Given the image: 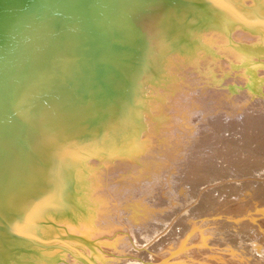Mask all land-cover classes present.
I'll return each instance as SVG.
<instances>
[{"label":"bare ground","instance_id":"6f19581e","mask_svg":"<svg viewBox=\"0 0 264 264\" xmlns=\"http://www.w3.org/2000/svg\"><path fill=\"white\" fill-rule=\"evenodd\" d=\"M171 2L152 13L145 32L134 26L129 11L122 18L110 17L108 28L124 33L113 40L114 45L127 50H112L118 73L92 91L93 96L84 103H76V96L81 95L68 92L49 103L41 112L46 116L42 121L38 119L41 106H31L29 101V117L34 120L23 123L17 115L8 124L0 123L8 134L0 140L7 141L8 154L13 156L9 158L13 163L0 171V217L5 219V211L15 215L7 219L4 229L0 227V264H249L248 255L263 262L264 139L260 135L264 112L253 115L246 110L260 108L258 105L264 109V0ZM232 4L239 13L232 10ZM191 5L194 9L184 7ZM228 91H234V103L225 107ZM199 92L201 95H196ZM202 94H210L215 104H220L219 115L208 116L214 109ZM222 109L241 112L235 115L236 121L229 119L223 124L219 122ZM168 114H173L170 121L162 119ZM95 116L97 120L92 119ZM184 118L188 125L200 119L206 131L184 128ZM169 123L174 130L180 129L181 135L172 138L175 150L176 143L184 139L189 140L185 143L191 150L206 142L218 143L217 148L232 146L229 149L237 151L236 157L242 155L239 160L243 164L237 162L242 165L223 172L227 162L211 167L199 157L200 162L190 165L188 178L180 176L186 179L181 181L184 185L177 180L184 194L176 193L175 186L174 191L165 192L172 201L180 200L179 222L165 220L174 212L156 213L154 231L141 232L145 228L133 222L140 219L136 206L153 201L154 206L167 205L175 211L170 199L153 197L155 189L160 192L175 183L174 177L161 175L172 161L169 148L155 145L169 133ZM57 125L61 127L58 131L54 129ZM106 125L113 128L107 130ZM255 128L259 133H253ZM227 131L229 137L223 134ZM152 160L153 165L149 164ZM148 166L152 170L141 173ZM119 171L137 174L129 176L140 184L139 189L145 184L144 191L149 194L145 205L137 201L133 205L132 218L128 214L123 219L120 212L111 213L112 205L107 206L114 198L112 191L116 197L122 195L120 184H114L121 177ZM148 173L153 180L144 177ZM230 196L234 198L228 199ZM213 224L217 227H206ZM231 226L236 227L235 232ZM166 231L169 236H162Z\"/></svg>","mask_w":264,"mask_h":264},{"label":"water","instance_id":"95a60500","mask_svg":"<svg viewBox=\"0 0 264 264\" xmlns=\"http://www.w3.org/2000/svg\"><path fill=\"white\" fill-rule=\"evenodd\" d=\"M166 1L0 0V123L8 124L17 115L23 123L34 120L29 117V101L31 106H41L40 115L51 101L68 92L81 95L76 96L78 104L91 98L119 71L112 50H127L114 45L113 40L124 33L108 28L110 17L122 18L129 11L134 26L145 32L152 13L173 4ZM232 10L239 13L234 4ZM81 84L84 88L78 90ZM6 131L0 128V137L7 136ZM6 145L7 141L0 140V171L13 163ZM22 145L27 149L25 142ZM2 216L0 227L4 229L15 215L5 211Z\"/></svg>","mask_w":264,"mask_h":264},{"label":"rangeland","instance_id":"374dc122","mask_svg":"<svg viewBox=\"0 0 264 264\" xmlns=\"http://www.w3.org/2000/svg\"><path fill=\"white\" fill-rule=\"evenodd\" d=\"M146 68V71H147V74H149L150 72H148V71H150V68H149V70L147 69V66L145 67ZM144 68V69H145ZM146 74V73H145ZM145 74L144 75H142V76H140L141 77V79L143 80V77L145 76ZM151 74V73H150ZM259 76V75H258ZM139 77V78H140ZM190 79H192V77H190ZM142 80H140V82L142 81ZM141 87H143V85H141ZM196 88H198L199 89V87H196ZM219 88H221V87H219ZM174 92V91H173ZM172 92V95H174L175 93H173ZM200 93V92H199ZM199 93H197L196 95H198V96H200L201 95V93L199 94ZM234 93V91H228L227 92V94H225V98H224V105H225V107H229V106H231L233 103H234V99H233V97H232V95L231 94H233ZM236 93V92H235ZM202 96H205V102L207 103V105L208 106H210L211 105V107H213V111H210V113L208 114V116H210V115H215V116H217V115H219L218 114V112H221V111H219L220 110V104H215V101H214V98L212 97V96H210V94L209 95H207V94H202ZM207 96H209V97H207ZM223 97V96H222ZM207 98V99H206ZM212 101V102H211ZM248 103V102H247ZM247 103L245 104V105H247ZM215 106V107H214ZM258 107H260V108H255V110L254 109H252V110H250V109H247L246 110V112H248V113H250L251 111V113H253V115H257V114H259V113H263L264 112V109L261 107V106H259L258 105ZM196 108H199V107H196ZM223 111H222V114L223 115H221V113H220V115H221V117H220V119L219 120H221V121H219L220 123H223V124H225L226 122H228V120L230 119V120H232V121H236V116L235 115H237V114H239L240 112H241V110H230V109H227L226 111H225V109H222ZM250 110V111H249ZM256 112V113H255ZM259 112V113H258ZM226 113V114H225ZM179 114V113H178ZM178 114H176V115H178ZM180 114H182L181 116L182 117H184L185 116V113H180ZM225 114V115H224ZM172 116H173V114H168V115H166V117H164V118H162V119H166L167 121H170L171 120V118H172ZM45 115H43V114H40L39 116H38V119H40V120H42V121H46V119H45ZM187 117H189L188 115H187ZM235 117V118H234ZM196 119H198V118H196ZM196 119H194L195 121L193 122L194 124H192V125H188L187 123H185L186 122V118H184V120H182L181 121V123L182 124H184L183 125V127L185 126V127H187L186 129H190L191 130V132H194L195 130L197 131L199 128L201 129L202 128V126H203V128L200 130H198V132H201V133H203V131L205 132L206 131V129H204V126L205 125H202V123H201V120L200 119H198V120H196ZM180 123V122H179ZM180 123V124H181ZM201 123V124H200ZM171 124V125H170ZM169 129L167 130L169 133H167L166 135L168 136H166L165 134L161 137V138H159L155 143H157V144H155V145H160V146H162L161 144H163V147H166L165 149H167V147L169 148V152L171 153V162H169V163H167L168 165H169V167L167 168V167H164L163 168V170H164V174H163V171H162V173H161V175H166V176H170V177H174L173 178V180L175 181V183H170L168 186H166L163 190H165V191H163V190H161L160 192H158L159 191V189H155L154 191H156L155 193V195H153V197L154 198H158L159 196H161V198L163 199V200H169L168 202L170 203V205H172V207L175 209V211H173V209H171V208H169V207H167V205H165V207H163V206H158V205H156V206H154V203L155 202H153V201H149L147 204H149V205H145V201L147 202V200H148V196H149V194L147 193V190H145L144 191V189H147L145 186V184H144V186H142L141 188L142 189H139L140 187L138 186V185H140V184H137L136 185V180H134V178H133V180L131 179L133 176L135 177H137V174H134L133 175V173L131 172V171H128V173L127 172H125V173H120V171L118 172V174H121V177H120V175L114 180V182H111V183H109V184H120L118 187L119 188H121V192L119 193V194H122V195H117L118 197H116L114 194H115V192H111V194H113V199H114V201H113V199L111 198L110 200V202H109V204L107 205V206H110V205H112V207L111 208H113L114 210L113 211H111V213H116V212H120L121 213V218H126L127 216H128V214H131V215H129L130 217L129 218H132L133 217V215H132V212H133V210H135V208L137 207V209H139L140 211H138V210H136V213L140 216V219L142 220H140V219H135L133 222H134V224L135 225H137V226H142V227H144L145 229H142L141 230V232H143V230H148L146 233H150L151 231H154V228H155V225L156 224H158V220H156V213H158V214H160V213H173L174 212V214L173 215H170L169 217H167L165 220H167V221H171V220H173L174 219V221H175V223H176V221H178L179 222V212L178 213H176L179 209L178 208H180L181 207V205L179 204L180 202H178V201H180V200H178V197H176V200H174L175 198H173V201H172V196L170 197V195L169 194H165V192L166 191H168L169 190V192H171L172 190L174 191V186H175V188L176 189H179L178 191L179 192H177V190L175 189V191H176V193H180L179 195H182V194H184V193H182L183 192V189H182V187H180V186H182V184L184 185V183H182V182H184L188 177V170H189V167H190V165L191 164H193L194 162L193 161H195L196 160V162L198 163V162H200V160H199V157H201L200 159H204L205 160V162L203 163V164H205V165H207V164H210L209 166H211L212 167V165L213 164H216V165H214V166H217V167H222V164L224 165V163L226 164V162L228 163L227 165H230V166H227V165H224V167L223 168H225V169H221L223 172L225 171V170H228V168H234V166H239L242 162L239 160L240 158H241V156L242 155H239L238 157H236V155H237V151L235 152V151H232V150H230V149H233V147L232 146H229V147H224V146H222L221 145V149L220 148H217V146H219L220 144H218V143H210V142H206V145L203 147V146H198V147H196V148H193L192 150L190 149V148H187L188 147V145H187V143H185V142H188L189 143V140L188 139H184V141H182V143H180V141L179 142H177L176 143V145H178V147H177V149L175 150V145H174V141L175 140H173V139H175L174 137H176V138H178L179 137V135H181L180 134V129H178V131H176V130H174L175 128H172V127H174L173 126V124L172 123H169ZM178 125V124H177ZM176 125V126H177ZM198 125H201V127H199ZM107 127L109 126V125H106ZM130 126V125H129ZM172 126V127H171ZM175 126V127H176ZM191 126H196V128H194V127H191ZM184 127V128H185ZM110 128H113V127H110ZM109 127H108V129L107 130H109L110 129ZM171 128H172V130H171ZM105 129V130H106ZM143 129V128H142ZM204 129V130H203ZM263 129V133L260 135V137H261V139H264V128H262ZM169 130H171V131H169ZM97 131V130H96ZM175 132V133H173V132ZM259 133V131L255 128L254 129V131H253V133ZM173 133V134H172ZM200 133V134H201ZM157 134L158 135H161L162 133H161V130H157ZM177 134V135H176ZM179 134V135H178ZM198 135L199 137L202 135ZM224 134V136H230V134H229V132L227 131V132H224L223 133ZM141 135V134H140ZM170 135H174V136H170ZM170 136V137H169ZM173 138V139H172ZM110 138H107L106 140L108 141ZM169 140L170 141H172L171 143H168L169 142ZM164 141H165V144H164ZM167 141V142H166ZM209 141H212V140H209ZM264 141V140H263ZM159 143V144H158ZM168 143V144H167ZM208 143V144H207ZM182 144V145H181ZM183 144H184V146H186V149L184 148V146H183ZM209 144H211V145H209ZM166 145V146H165ZM168 145V146H167ZM217 145V146H216ZM86 146V145H85ZM216 146V147H215ZM162 147V148H163ZM207 147V148H206ZM210 147V148H209ZM162 148H160V150L162 149ZM171 148V149H170ZM230 148V149H229ZM234 148H236V147H234ZM164 148H163V150H165ZM182 149V150H181ZM213 149V150H212ZM218 149V150H217ZM229 149V150H228ZM159 150V154H162V150L160 151ZM168 150V149H167ZM180 150H181V152H180ZM172 151V152H171ZM189 151V152H188ZM199 151H201V152H199ZM207 151V152H206ZM215 151V152H214ZM228 151H230V152H228ZM98 152V151H97ZM168 152V153H169ZM194 152V153H193ZM220 152V153H219ZM169 153V154H170ZM214 153V154H213ZM219 153V154H218ZM179 156H178V155ZM185 154V155H184ZM187 154V155H186ZM191 154H193L194 156H192L193 158H191L190 156H191ZM105 155H106V153H105ZM181 155H182V157H181ZM190 155V156H189ZM211 155V156H210ZM215 157H214V156ZM107 157H109L110 155H106ZM174 156V157H173ZM202 156H203V158H202ZM111 157V156H110ZM240 157V158H239ZM91 158V157H90ZM185 158V159H184ZM186 158H188V161H190L191 160V163L190 162H188L187 161V159ZM211 160H210V159ZM243 158V157H242ZM246 158V157H245ZM85 159H89V158H85ZM178 159V160H177ZM190 159V160H189ZM215 159V160H214ZM262 159H264V158H262ZM197 160H199V161H197ZM224 160V161H223ZM236 160H239V161H236ZM183 161V162H182ZM223 161V162H222ZM247 161V160H246ZM153 160L149 163V164H152L153 165ZM176 162H177V164H176ZM186 162L188 163V165L186 164ZM216 162V163H215ZM231 162V163H230ZM233 162V163H232ZM237 163V162H241V163H239V165H238V163L237 164H234V163ZM247 162H249V161H247ZM255 162H258V161H255ZM131 163H135L136 164V166L138 165L139 167H140V165L141 166H143V164H141L140 162H138V161H134V160H132L131 161ZM181 163V164H180ZM162 164V163H161ZM166 164V166H168ZM172 164V165H171ZM188 166H186V165ZM219 166H218V165ZM243 164V163H242ZM241 164V165H242ZM163 165V164H162ZM179 165H181V166H179ZM183 165H185V167L183 166ZM194 165H195V163H194ZM240 165V166H241ZM208 166V165H207ZM144 167V166H143ZM226 167H227V169H226ZM166 168H167V170H166ZM186 168H188V169H186ZM133 169V168H132ZM131 169V170H132ZM150 169V171L152 170V168H150L149 166L148 167H145L144 168V170L145 171H141V173H143V172H147L148 170ZM169 169V170H168ZM182 169V170H181ZM185 169V170H184ZM142 170V169H141ZM181 172H180V171ZM188 171V172H187ZM129 172H131V173H129ZM183 172H185L184 173V176L182 175L183 174ZM187 172V173H186ZM168 175H167V174ZM124 174V175H123ZM131 174V175H130ZM180 174V175H179ZM187 174V175H186ZM125 175H127L128 176V178H126L127 176H125ZM131 176V178H130V176ZM189 177H192L191 176V174L189 173ZM177 178H176V177ZM182 178H186V179H181V177ZM186 176V177H185ZM125 177V178H124ZM146 179H147V181L149 180V181H151V180H153V178L150 176V173H148V174H146L145 176H144ZM130 178V179H129ZM120 179V180H119ZM146 179H144V180H146ZM124 180V181H123ZM141 181H143L142 179H140ZM139 180V181H140ZM177 180H178V184L180 185V186H178L177 187ZM182 181V182H181ZM121 182V183H120ZM166 182V181H165ZM181 182V183H180ZM135 183V184H134ZM168 184V183H167ZM131 185H132V187H131ZM135 186V187H134ZM137 186V187H136ZM172 186V187H171ZM130 187V188H129ZM145 187V188H144ZM159 187V186H158ZM131 188H132V190H131ZM134 188H136V189H134ZM172 188V189H171ZM128 189H130L129 191H128ZM136 191H134V190ZM181 189H182V191H181ZM129 193H128V192ZM131 191V192H130ZM125 192H126V194H125ZM163 192V193H162ZM158 193V194H157ZM128 194V195H127ZM138 196H136V195ZM141 194V195H140ZM146 194V195H145ZM160 194V195H159ZM163 194H165V195H163ZM214 194L215 195H217V192H215L214 191ZM133 196V198H131ZM121 197H123V198H121ZM128 199H127V198ZM232 197L233 196H230V197H228V199H232ZM234 198V197H233ZM118 199V200H117ZM127 201H126V200ZM135 199H139V200H135ZM181 199H182V196H181ZM120 200H122V201H120ZM125 200V201H124ZM131 200V201H130ZM132 200H135V201H132ZM139 203H141L142 204V202H144L143 204L145 205V206H143V205H139V206H133L134 204H137V202ZM119 202V203H118ZM133 202V203H132ZM152 202V203H151ZM157 202V201H156ZM108 203V201H106V204ZM124 204V206H123V204ZM130 205H129V204ZM172 203V204H171ZM229 203H231L230 201H229ZM119 206H118V205ZM127 204V205H126ZM153 205V207H154V209H155V211L153 210L152 211V209H150L149 207H150V205ZM113 205H115L114 207H113ZM122 205V206H121ZM151 205V206H152ZM131 206L133 207L132 209H130L131 208ZM141 206V207H140ZM147 206V207H146ZM116 207H119V211L117 210V208ZM128 207V208H127ZM143 207L146 209V210H144L143 209ZM160 207V208H159ZM130 209V211L128 212V210ZM169 208V209H168ZM124 209V210H123ZM141 209L142 210H144V211H141ZM162 209V210H161ZM109 210H110V208H109ZM117 210V211H116ZM127 210V211H126ZM149 210H150V212H149ZM122 211H126V212H123L122 213ZM148 212V213H147ZM118 213H116V215L118 214ZM119 213V214H120ZM152 213V214H151ZM146 214V215H145ZM162 214H160V215H162ZM150 215H152L151 217H150ZM155 215V216H154ZM163 216V215H162ZM155 217V218H154ZM154 218V219H153ZM158 219V218H157ZM179 224V223H178ZM214 225V226H213ZM213 225H208V226H206V227H208V228H210V229H213V227L215 228V227H217V225L216 224H213ZM205 227V228H206ZM177 228H181V226H179V227H177ZM236 228V227H235ZM234 227H232L231 226V228L230 229H235ZM149 229H150V231H149ZM232 231H236V229L235 230H232ZM145 232V231H144ZM193 232V231H192ZM168 233H167V231L166 232H164L163 234H162V236H166V237H168L169 235H167ZM143 235V234H142ZM211 238V237H210ZM179 256V255H178ZM223 258V257H222ZM248 258L250 259L249 260V264H264L263 262H264V258L263 259H261V261H263V262H260V261H258L257 260V258L255 257V258H252V256H251V258H250V255H248ZM225 259V258H224ZM251 260H252V262H251ZM260 260V259H259ZM222 261H224V260H222ZM258 261V262H257ZM225 262V261H224ZM224 262H222V263H220V264H223ZM226 263V262H225ZM224 263V264H225ZM228 263V262H227ZM226 263V264H227ZM125 264V263H124Z\"/></svg>","mask_w":264,"mask_h":264}]
</instances>
